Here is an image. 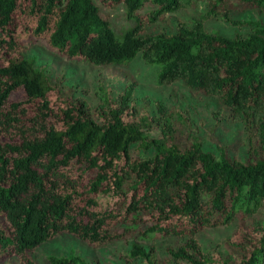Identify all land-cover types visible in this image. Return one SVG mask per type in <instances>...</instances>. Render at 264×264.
Instances as JSON below:
<instances>
[{
  "label": "trees",
  "instance_id": "16d2710c",
  "mask_svg": "<svg viewBox=\"0 0 264 264\" xmlns=\"http://www.w3.org/2000/svg\"><path fill=\"white\" fill-rule=\"evenodd\" d=\"M197 1L0 0V264H37L31 252L62 233L93 247L173 236L182 241L167 256L177 262L264 264V18L232 17L264 13V0H206V12L171 34L147 30ZM118 2L134 23L117 34L102 7ZM219 17L245 34L208 31L205 21ZM28 42L99 66L139 55L159 68V85L181 81L215 97L214 115L241 123L256 141L244 159L195 137L183 144L158 100V117L148 120L161 134L149 137L133 83L117 93L98 86L92 109L23 55ZM235 221L229 259L204 251L197 234ZM125 256L126 264H157L136 243ZM48 261L89 264L73 253Z\"/></svg>",
  "mask_w": 264,
  "mask_h": 264
},
{
  "label": "rangeland",
  "instance_id": "374dc122",
  "mask_svg": "<svg viewBox=\"0 0 264 264\" xmlns=\"http://www.w3.org/2000/svg\"><path fill=\"white\" fill-rule=\"evenodd\" d=\"M125 9L121 2L113 3L108 8L102 7L103 15L109 19L117 34L134 23L127 19ZM149 9L145 7L139 12L144 14ZM206 9V0H198L191 7L164 14L162 19L147 26V30L171 34L177 22L188 24L193 18L206 12ZM232 17L236 20L249 17L264 18V13L239 11L234 12ZM205 27L210 32L228 36L246 32L245 27L230 24L221 17L206 20ZM23 46V55L35 58L36 67L44 69L53 81L60 82L66 94L74 99L79 97L85 99L92 109L98 104L95 94L98 86L102 85L105 89L117 93L124 85L133 83L134 100L140 107L141 119L144 123L141 127L149 137H159L161 134V126L157 122L150 123L148 120L149 116L158 117L153 104L154 100H158L165 105L172 128L183 144H189L191 137H195L196 140L204 143L206 149L219 153L218 147H220L231 156L244 159L249 141L252 143L256 141V137L241 123L214 115L213 110L218 104L215 97L190 90L181 81L171 85H159L157 83L159 68L147 64L139 55L126 66H99L63 57L40 42H28ZM18 97L19 95H16V98ZM259 211L264 213V205ZM259 217L260 215L256 214L245 223L251 224L254 218ZM240 223L241 221H235L226 226L205 228L197 234V239L204 251L209 253L218 251L222 259H229L231 252L228 248V240ZM181 241V238L173 236L151 239L135 237L93 247L72 235L62 233L38 246L31 252V256L37 264H50L49 256L67 257L71 253L80 255L89 264H126L125 254L132 244L136 243L153 250L157 264H184L167 256V249ZM3 264H17V261L10 257Z\"/></svg>",
  "mask_w": 264,
  "mask_h": 264
}]
</instances>
